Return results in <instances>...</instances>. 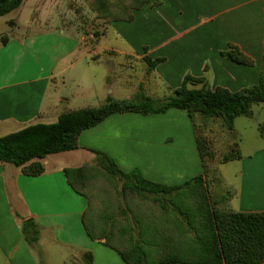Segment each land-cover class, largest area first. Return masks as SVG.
Returning a JSON list of instances; mask_svg holds the SVG:
<instances>
[{"label":"crops","instance_id":"obj_1","mask_svg":"<svg viewBox=\"0 0 264 264\" xmlns=\"http://www.w3.org/2000/svg\"><path fill=\"white\" fill-rule=\"evenodd\" d=\"M158 1L133 10L130 22L105 23L94 14L98 37L92 25L88 32L86 25L77 23L79 35L69 38L63 29L59 33L58 26L32 28V22L24 26L25 33L0 35V136L29 124L55 122L65 111L98 107L108 97L122 99L109 77L93 84L92 92L68 94L60 89L67 70L89 56L96 62L102 53L109 54L102 57L111 65L108 76L128 74L131 94L123 99H134L139 88L153 99L168 97L185 75L230 91L258 82L264 59V0ZM26 3L23 0L19 8ZM18 20L16 15L5 23L15 29ZM109 29L126 49L102 43ZM37 44L45 47L36 49ZM229 44L250 56L253 65L223 57L221 52ZM39 53L47 55L46 66L38 64L39 59L36 65H18ZM145 58L161 61L149 69ZM135 68L142 69L144 76L130 77ZM196 116L191 121L177 109L152 115L112 114L82 131L77 149L44 157V172L37 176L0 162V264H85L83 254L88 252L89 264H127L104 238L87 234L82 222L87 199L68 185L64 175L65 168L95 164L93 151L106 154L123 172L137 169L144 179L164 186L176 187L203 174L209 201L217 211H264V151L239 149L241 161L250 162L236 168L233 181L221 170L203 168ZM149 196L130 202L134 215H116L115 220L123 222L117 228L122 235L114 234L112 245L176 259L160 264H188L184 260L193 252L194 233L187 215L180 212L188 203Z\"/></svg>","mask_w":264,"mask_h":264},{"label":"trees","instance_id":"obj_2","mask_svg":"<svg viewBox=\"0 0 264 264\" xmlns=\"http://www.w3.org/2000/svg\"><path fill=\"white\" fill-rule=\"evenodd\" d=\"M23 0H0V17L17 9ZM95 16L105 23L113 21L130 22L133 10L146 3L159 4L158 0H87ZM94 36H98L94 32ZM221 55L242 64L253 65V59L237 46L229 44ZM152 69L161 59H144ZM200 84L199 87H196ZM192 85V87H189ZM264 102V59L261 74L256 84L230 91L217 86L209 87L205 79L185 75L181 84L172 90L170 96L153 99L141 88L134 99H113L108 97L98 107L79 108L65 111L52 123H33L24 128L0 136V162L20 167L29 176L44 172L41 160L49 154L78 148L80 133L91 128L115 113H140L152 115L168 109L185 111L189 118L198 114L204 117H218L229 130L234 129V119L251 116L252 106ZM202 166L205 167V143L196 138ZM95 164L84 163L78 167L65 168L68 185L87 199L82 222L87 234L104 238L105 243L117 250L127 264H160L175 258L157 257L139 252L137 249H121L113 246L114 234H119L122 221L116 215H134L130 202L136 199H174L188 203L186 211L188 225L194 233L193 252L184 260L188 264H260L264 262V211L235 212L217 211L207 195L203 174H198L176 187L164 186L144 179L139 170L121 171L106 154L93 151ZM240 158L239 150L232 149L223 161ZM149 194V195H148ZM185 209V207L183 208ZM126 222V220L124 219ZM117 226V227H116ZM126 235V234H123ZM127 236V235H126ZM113 244V245H112ZM85 264L92 261L91 253H84ZM176 260V259H175Z\"/></svg>","mask_w":264,"mask_h":264},{"label":"rangeland","instance_id":"obj_3","mask_svg":"<svg viewBox=\"0 0 264 264\" xmlns=\"http://www.w3.org/2000/svg\"><path fill=\"white\" fill-rule=\"evenodd\" d=\"M55 1V3H53L51 0H27V3L21 8L18 7L19 9L17 8L10 13L1 16L0 35L9 36L13 32V34L25 33L27 27L24 26H27L30 22L34 25L32 28L55 29V27L58 26L59 33L60 29H63L65 31V36L69 38H75L79 35L77 30L78 24L83 28L86 25V30L88 32L92 30L91 25L92 21L95 20V17H93L95 12L92 10L87 0ZM110 1L117 3L121 0ZM69 5L72 9H69ZM16 15H19L18 27L13 29L12 26L5 23V20L14 17L16 18ZM93 27L99 36L100 28L92 25V28ZM41 43L46 44V41ZM102 43L114 45L120 49H126V46L122 44V41L111 29H109L106 35L102 38ZM36 46L34 48L39 50H41L42 47H45L41 44H37ZM67 47H69V43H67ZM128 49L131 50V48ZM75 54L78 55V53ZM103 55L108 56L109 54L102 53L100 60H97L96 62L94 61V58H92L93 56H89L87 60H83L78 67L67 70L63 74V79L61 80V82H63H60V89L62 92L68 94H82L81 92L86 91L92 92L93 84H101L102 79L109 77L113 87L119 94H117V96L124 98L131 94V81H129L128 74L121 75L120 78L114 73L108 76L107 73L111 70V65L107 62H103ZM30 59H32V61H30ZM38 59V64L46 66L47 55L41 53H39V56L25 57L26 62L20 60L18 65H36ZM132 65L140 66V64ZM30 71L32 72L33 69L31 68ZM131 71L130 77L139 78L144 76V71L140 68L131 69ZM120 79L123 81L122 85H120ZM162 91H164V88H162ZM93 101L94 100H91V103H93ZM195 128L198 132L199 138L205 143V167L208 169H216L217 172L221 170L225 173L227 179L233 181L235 180L234 175L236 168L248 166L250 159L244 158L241 161L240 157L223 161V156H226L232 151V149H240L242 153H249L256 149L260 152L264 151V102L252 106L251 116L236 117L234 119V129L232 131H229L223 125L222 120L218 117L196 116ZM255 165L259 166L260 164ZM208 176L209 178L211 177L209 174Z\"/></svg>","mask_w":264,"mask_h":264}]
</instances>
